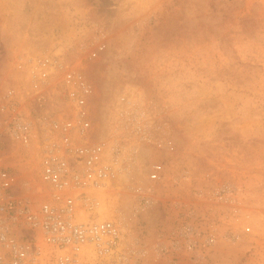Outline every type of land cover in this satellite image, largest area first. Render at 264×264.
<instances>
[{
  "label": "built area",
  "instance_id": "2783aa9c",
  "mask_svg": "<svg viewBox=\"0 0 264 264\" xmlns=\"http://www.w3.org/2000/svg\"><path fill=\"white\" fill-rule=\"evenodd\" d=\"M90 35L75 58L23 47L0 72V264L197 263L232 241L233 184L196 183L137 94L99 123L86 68L107 42L99 26ZM154 208L163 226L149 243Z\"/></svg>",
  "mask_w": 264,
  "mask_h": 264
},
{
  "label": "rangeland",
  "instance_id": "374dc122",
  "mask_svg": "<svg viewBox=\"0 0 264 264\" xmlns=\"http://www.w3.org/2000/svg\"><path fill=\"white\" fill-rule=\"evenodd\" d=\"M95 26L107 42L86 68L99 123L137 94L196 183L233 184L232 241L176 264H264V0H0V72L23 47L75 58ZM143 218L140 236L157 241L159 210Z\"/></svg>",
  "mask_w": 264,
  "mask_h": 264
},
{
  "label": "crops",
  "instance_id": "0c3cea01",
  "mask_svg": "<svg viewBox=\"0 0 264 264\" xmlns=\"http://www.w3.org/2000/svg\"><path fill=\"white\" fill-rule=\"evenodd\" d=\"M50 35H52L50 32H49ZM49 37V35H47Z\"/></svg>",
  "mask_w": 264,
  "mask_h": 264
}]
</instances>
